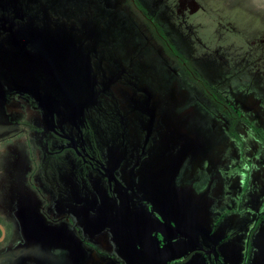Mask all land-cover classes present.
Instances as JSON below:
<instances>
[{"label":"rangeland","instance_id":"obj_1","mask_svg":"<svg viewBox=\"0 0 264 264\" xmlns=\"http://www.w3.org/2000/svg\"><path fill=\"white\" fill-rule=\"evenodd\" d=\"M194 77L207 94L218 89L222 102L199 101ZM219 82L233 90H219ZM0 83V185L23 152L32 172L43 171L38 189L46 199L55 191L70 203L94 172L75 154L97 157L99 170L115 171L123 185L128 170L143 184L145 169L157 167L163 183L206 180L219 163L202 168L203 153L210 159L233 144L253 158V123L241 117L251 110L235 113L231 103L251 95L264 115V0H0ZM119 192L113 189V202ZM12 242L0 250V264H43L44 246Z\"/></svg>","mask_w":264,"mask_h":264},{"label":"flooded vegetation","instance_id":"obj_2","mask_svg":"<svg viewBox=\"0 0 264 264\" xmlns=\"http://www.w3.org/2000/svg\"><path fill=\"white\" fill-rule=\"evenodd\" d=\"M160 35L162 40L166 38ZM162 45L179 59L168 42ZM180 69L192 79L188 75L192 69L185 65ZM194 79L191 87L204 98L199 101L205 106L209 99L222 102L214 96L218 89L211 90V96L199 79ZM215 85L219 90H233L227 83ZM1 88L0 83V92ZM205 98L207 102H203ZM231 106L235 113L251 110L246 118L241 117L253 123V133H248L253 158H245V151L239 154V146L233 144L210 159L203 153L199 162L202 168L208 171L217 162L219 165L209 172L210 178L195 183L190 179L192 184L188 185H175L170 177L163 183L158 177L163 173L159 167L145 169L150 181L143 184H138L137 177L130 179L128 170L123 185V178L119 179L115 171L99 170L102 162L97 157H77L73 152L75 158L94 169L82 179L89 189L85 194L84 184L77 185L82 191H77L80 194L73 203L55 191L52 198L46 199L47 195L38 189L43 188V171L32 172L21 156L24 152L20 153L19 166L15 171L9 168L6 174L10 177L1 179L0 186H6L0 191V250L16 239L12 246L31 245L32 251L44 246L43 264H157L161 256H171V264H264V133L257 127L259 122L264 127V115L260 102L248 94L235 96ZM229 135L235 143L240 142L233 130ZM255 153L258 157L254 160ZM238 155L242 156L241 162ZM130 169L134 174L133 167ZM17 170L19 175L15 174ZM231 171L233 174H227ZM114 188L120 190L116 202L112 201ZM179 190L182 195L177 193ZM131 191L142 197H134ZM43 198L48 201L44 206ZM48 241L51 247L45 246Z\"/></svg>","mask_w":264,"mask_h":264}]
</instances>
